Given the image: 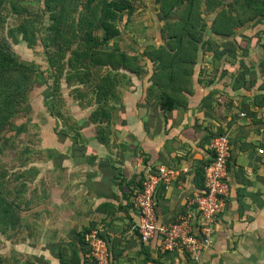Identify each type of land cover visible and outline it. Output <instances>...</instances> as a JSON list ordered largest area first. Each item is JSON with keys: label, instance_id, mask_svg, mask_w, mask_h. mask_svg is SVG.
Listing matches in <instances>:
<instances>
[{"label": "crops", "instance_id": "obj_1", "mask_svg": "<svg viewBox=\"0 0 264 264\" xmlns=\"http://www.w3.org/2000/svg\"><path fill=\"white\" fill-rule=\"evenodd\" d=\"M144 1L139 20L123 27L128 46L117 49L137 55L160 44L153 19L157 5ZM259 27L244 36L253 37ZM236 44L223 45L220 60L210 52L200 54L192 84L175 95L178 105L171 110L159 107L151 81L154 66L147 58L145 74H117L116 95L108 104L110 112L104 111L111 113L110 120L94 118L99 109L94 87L72 101L74 115L64 122L45 105L33 107L29 117L41 131V143L29 137L32 167L27 178L19 174L33 208L29 225L26 220L27 244L17 247L28 264H94L82 244L90 229L100 230L109 244L111 264H264V152L259 153L264 151V91L260 80L254 85L251 72L262 59L264 33L259 45L241 43L246 52ZM85 96L89 104L82 102ZM220 133L232 145L226 178L230 191L212 225L213 244L196 256L181 250L161 255L159 238L140 241L133 194L148 170L186 168L156 195L158 223L176 222L189 198L203 189L202 168L212 160L210 145ZM194 226H200L198 216Z\"/></svg>", "mask_w": 264, "mask_h": 264}, {"label": "trees", "instance_id": "obj_2", "mask_svg": "<svg viewBox=\"0 0 264 264\" xmlns=\"http://www.w3.org/2000/svg\"><path fill=\"white\" fill-rule=\"evenodd\" d=\"M10 3L12 13L20 17L22 10L19 5L14 0ZM154 4L157 5L158 15L153 19L161 42L149 45L143 53L135 55L121 50L107 51L106 47L119 38H125L123 27L137 19L142 6L140 1L45 0L44 13L49 15L50 31L53 33L50 43L57 47L56 57L49 58L51 69L55 70L56 85L58 87L64 79L70 85H92L99 104L94 113L95 120L103 115L111 119V113L106 115L104 111L110 112L108 104L114 99L117 74L138 77L145 74V58L154 66L151 81L152 88L159 95V107L171 110L178 105L175 104V95L183 89L188 90L192 84L201 53L210 52L213 58L220 60L224 56L221 48L228 42L237 43L239 49L243 43L247 46L262 43L257 33L253 37H246L243 33L264 23V0H154ZM68 27L71 35L68 34ZM26 31L25 28L19 31L10 28L0 43V130L9 125L19 134L24 131L23 123L18 126L20 122H13H17V118L26 120L21 115V103L38 85L35 65L18 57L13 48L21 41L29 43L31 39ZM245 48L242 47V50L246 52ZM261 58L251 72L256 75L254 85L260 80V89L264 91V52ZM95 69L107 72L94 75L92 71ZM50 110L54 114L53 108ZM27 117V122H30V117ZM63 135L68 134L64 131ZM4 186L6 184L0 182V196ZM13 209L16 210V206L0 197V222L10 220L13 224L16 217ZM91 230L85 233L84 247H87L86 236ZM84 250L87 252L88 248Z\"/></svg>", "mask_w": 264, "mask_h": 264}, {"label": "rangeland", "instance_id": "obj_3", "mask_svg": "<svg viewBox=\"0 0 264 264\" xmlns=\"http://www.w3.org/2000/svg\"><path fill=\"white\" fill-rule=\"evenodd\" d=\"M10 1L13 0H0V43L3 42L6 32L10 28L18 29V31L22 28L27 30L26 32L29 36V40L31 39L28 41L29 43L21 41L19 44L14 45L13 48L18 57L35 65L38 73L36 77H34L38 85H36L35 89L25 101L21 103V108L23 110L21 115L23 118L25 117L26 120H19L17 118V122H13L14 124L20 122L17 124L18 126L23 123L22 127L24 131L19 134L17 130H11L9 125L0 130V182L6 184V186L2 187L0 197L12 206H16V210L13 209V214L16 213V220L14 219V223L10 224V220L0 222V262L1 264H28L29 258L19 255L17 247H22L25 242V244H27V238H25L28 232L26 220L29 225L30 221L28 216L33 208L28 206L27 201L29 188L24 186L23 182L20 183L17 177L19 174L25 178L28 177L30 168L32 167L27 161V158H29L28 154H32L31 149L29 150V146L31 147L32 143L30 138L32 140L34 139L37 144L42 135L39 127L33 124L35 123L33 120L27 122V116H31L30 113H32L31 110L34 106L40 107L45 105L48 110L53 108L54 111V109H56V111H54V116H59L58 121L63 120L64 122L69 115H74L70 110L71 107H73L71 105L72 101L75 102L79 95H88L89 89L93 86L85 85L82 90H79L74 88L76 86L75 83L70 85L64 79L63 81L61 80L60 84L58 83L59 86L57 87L53 73L55 70H52L49 64V58L56 57L57 47L50 43L53 33L50 31L51 22L49 20V15L44 13L45 0H14L15 4L19 5L22 10V15L20 17L12 13L13 10ZM137 1H140L141 5L145 6L143 4H145L144 2L146 1ZM259 28L257 36L258 38H262L264 23L261 24ZM70 32L71 29L68 27L69 35H71ZM18 36L21 37L22 35ZM116 42V44L110 43L106 47V50L116 51L119 50L116 48L117 45L122 46L126 44V46H128L129 44L127 38H119ZM131 46L133 45H130V47ZM125 51L127 52V50ZM130 51H132V49ZM133 51L135 50L133 49ZM262 54L263 52L260 56H262ZM254 56H258V54ZM64 71L67 72V68H65ZM92 72L94 75H102L107 72V70L95 69ZM66 75L65 73L64 77ZM69 90H71V93ZM77 91L78 94L76 93ZM82 98L83 103L89 104L90 96ZM77 102L80 103V101ZM68 104H70V106ZM81 107L83 108L82 105ZM22 218H24L23 223H21ZM261 259L262 262H264V257H261Z\"/></svg>", "mask_w": 264, "mask_h": 264}, {"label": "built area", "instance_id": "obj_4", "mask_svg": "<svg viewBox=\"0 0 264 264\" xmlns=\"http://www.w3.org/2000/svg\"><path fill=\"white\" fill-rule=\"evenodd\" d=\"M240 116L244 118L246 114L241 113ZM210 147L212 160L203 167L204 187L189 198L187 210L176 222L158 223L156 195L160 190L171 187L183 172L188 171L186 168L161 166L148 170L140 188L133 194L132 203L138 216L136 230L140 241L149 243L159 238L161 255L181 250L196 256L213 244L212 225L217 215L225 209L230 191L226 178L232 145L229 136L224 134L215 136ZM263 152L259 150V153ZM196 216L200 219V226L195 228ZM86 240L88 253L95 264H111L109 244L100 230L92 229Z\"/></svg>", "mask_w": 264, "mask_h": 264}]
</instances>
